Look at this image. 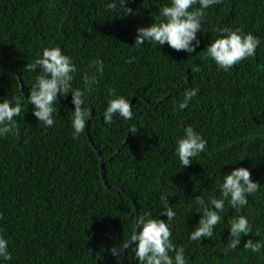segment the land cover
Instances as JSON below:
<instances>
[{
	"label": "trees",
	"instance_id": "16d2710c",
	"mask_svg": "<svg viewBox=\"0 0 264 264\" xmlns=\"http://www.w3.org/2000/svg\"><path fill=\"white\" fill-rule=\"evenodd\" d=\"M109 3L122 7L120 0H0V103L15 106V97L24 109L14 118L20 135L0 136V236L12 256L0 264H120L110 250L139 231L141 216L167 223L160 213L168 206L175 212L171 240L185 248L186 264H264V247L244 250L249 239L264 241V0H223L208 8L193 53L149 42L135 47L137 29L155 23L171 0H128L129 16L106 10ZM225 27L260 41L255 56L227 72L204 53ZM53 47L74 62V89L96 71L94 60L104 62L99 84L84 97L94 114L79 139L72 138L71 94H58L51 127L39 123L26 101L40 74L26 65ZM109 89L131 103V120L116 115L112 124L104 122L115 98ZM189 89L199 91L180 110ZM189 126L207 150L183 167L177 141ZM240 167L259 191L239 210L226 201L212 238L190 241L202 218L194 199L221 198L217 181ZM240 215L252 233L225 254L230 221ZM121 264L139 261L128 249Z\"/></svg>",
	"mask_w": 264,
	"mask_h": 264
},
{
	"label": "clouds",
	"instance_id": "9594fccd",
	"mask_svg": "<svg viewBox=\"0 0 264 264\" xmlns=\"http://www.w3.org/2000/svg\"><path fill=\"white\" fill-rule=\"evenodd\" d=\"M221 3L223 0H171L170 6L166 5L159 10L155 23L150 27L137 29L135 47L139 48L145 42H149L159 46L167 44L177 52H195L200 45L197 33L201 31L202 20L207 15L206 10ZM197 4L199 7L194 8L193 6ZM127 5L128 0L126 2L120 0L119 6L122 7L118 9L116 3H109L106 5V10L118 9L124 16L134 15L133 9ZM222 33V38L210 43L204 51L205 58H211L218 68L227 72L243 60L255 56L260 41L252 33H244L242 29L233 30L230 27L223 28ZM194 41L195 44H193ZM91 67L96 71L83 76L84 88L74 89L71 82L74 79L73 74L77 71L76 66L71 57L64 55L59 47L45 48L41 58L26 65L25 69L29 72L40 69V74L36 77V82L26 99L28 105L33 106V115L38 118L39 123H43L46 127L54 126L53 114L56 111L54 105L58 101V94L65 98L71 94V103L74 106V111H71V126L74 129L72 138L79 139L86 128V122L91 117L90 107L87 106L84 97L86 93L91 95L94 87L99 84L98 74L103 75L104 62L97 58L92 62ZM192 70L193 72L200 71L196 66H193ZM198 91L199 89L187 90L184 93L183 102L179 103L177 108L180 110L187 108ZM109 95L115 98L108 101L104 112V122L112 124L116 115L125 120H131L133 117L131 103L122 96L117 97L113 89H109ZM13 99L15 106H12V102L7 99L0 103V136L4 138H7L9 134L20 135L19 126L14 118L20 116L24 109L19 99L15 97ZM130 131L137 132L135 127ZM206 150L207 141L201 135L196 133L191 126L184 129V137L177 141L176 148V155L183 167L189 166L193 158L200 156ZM217 187L221 198L212 196L206 202L201 195L194 199L202 210V218L199 226L191 232L190 241L211 239L215 227L221 221L219 213L224 211L225 202L227 201L232 209L239 210L248 204L247 197L258 192L261 186L253 182L248 169L240 167L224 176L222 183L218 180ZM167 198V196L161 197L166 202ZM160 214L167 216L168 222L175 218V212L170 206L164 208ZM146 215L150 216V214ZM168 222L154 218L145 219V216H141L138 220L139 231L135 232L129 240H124L123 243L114 246L110 250L111 255L119 260L125 250L131 249L139 264H186L185 248H177L173 244ZM229 228L231 236L224 249L225 254L229 250L234 251L238 248L242 236L252 233V226L243 215L231 219ZM257 235H259L258 232ZM262 247H264V241L254 243L249 239L244 245V250L258 253ZM0 258L6 261L12 259L8 251V241L2 236H0Z\"/></svg>",
	"mask_w": 264,
	"mask_h": 264
},
{
	"label": "water",
	"instance_id": "95a60500",
	"mask_svg": "<svg viewBox=\"0 0 264 264\" xmlns=\"http://www.w3.org/2000/svg\"><path fill=\"white\" fill-rule=\"evenodd\" d=\"M93 114H94V111L91 112V117H90V119L92 118ZM98 157L100 158V162H101V177H102V183H103L104 187H107V186H106V182H105V175H104V164H103V162H102V160H101V157H100L99 155H98ZM117 191H122V190H117ZM122 192L126 193L125 191H122ZM126 194H127V193H126ZM132 201L134 202V200H132ZM137 218H138V215H137ZM125 253H126V250H125ZM125 253H124V255L121 257L120 264L123 262V259H124V257H125Z\"/></svg>",
	"mask_w": 264,
	"mask_h": 264
},
{
	"label": "rangeland",
	"instance_id": "374dc122",
	"mask_svg": "<svg viewBox=\"0 0 264 264\" xmlns=\"http://www.w3.org/2000/svg\"><path fill=\"white\" fill-rule=\"evenodd\" d=\"M135 232H137V227H135Z\"/></svg>",
	"mask_w": 264,
	"mask_h": 264
}]
</instances>
